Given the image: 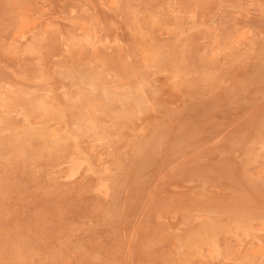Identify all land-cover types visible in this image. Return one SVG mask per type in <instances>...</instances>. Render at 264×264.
<instances>
[{
  "label": "rangeland",
  "instance_id": "obj_1",
  "mask_svg": "<svg viewBox=\"0 0 264 264\" xmlns=\"http://www.w3.org/2000/svg\"><path fill=\"white\" fill-rule=\"evenodd\" d=\"M0 119V264H264V0H0Z\"/></svg>",
  "mask_w": 264,
  "mask_h": 264
},
{
  "label": "bare ground",
  "instance_id": "obj_2",
  "mask_svg": "<svg viewBox=\"0 0 264 264\" xmlns=\"http://www.w3.org/2000/svg\"><path fill=\"white\" fill-rule=\"evenodd\" d=\"M21 21V20H20ZM49 20H47V22H48ZM142 22V21H141ZM93 25V24H92ZM46 26V25H45ZM95 33V32H94ZM87 37H88V35H87ZM117 37V36H116ZM118 38V37H117ZM123 38V37H122ZM89 39V38H88ZM34 40V39H33ZM204 40V39H203ZM99 43V42H98ZM105 43H106V41H105ZM103 45V44H102ZM118 45V44H117ZM119 46V45H118ZM125 48V47H124ZM117 51H119V50H117ZM121 54V53H120ZM128 60V59H127ZM38 67V66H37ZM39 69V68H38ZM176 71V70H175ZM149 75V74H148ZM155 75V74H154ZM83 76V75H82ZM85 76V75H84ZM176 77V76H175ZM84 78V77H83ZM126 81V80H125ZM250 86H253V84L252 85H250ZM30 95V94H29ZM183 99V98H182ZM183 101H184V99H183ZM185 103V102H184ZM40 107L41 108H46L45 107V104H40ZM193 108V107H192ZM39 109V108H38ZM190 110V109H189ZM39 111V110H38ZM80 112V111H79ZM161 113V112H160ZM172 113V112H171ZM174 114V113H173ZM181 114V113H180ZM0 122H2V120L0 119ZM166 122V121H165ZM165 122H163V123H165ZM162 123V122H161ZM160 124V123H159ZM157 126H158V124H157ZM155 128V127H154ZM76 129V128H75ZM114 129V128H113ZM159 132H161V131H159ZM158 134V133H157ZM94 146V145H93ZM263 147H264V145H262ZM262 147V148H263ZM261 148V149H262ZM78 156V155H77ZM77 159V158H76ZM70 161V160H69ZM83 161V160H82ZM261 164V163H260ZM81 168V167H80ZM250 169V168H249ZM106 170V169H105ZM123 171V170H122ZM77 172V171H76ZM76 174V173H75ZM133 174V173H132ZM138 176V175H137ZM124 179V178H123ZM122 180V179H121ZM152 180V179H151ZM101 183V182H100ZM104 183V182H103ZM100 188L101 189H103V190H105V192H108L109 191V188H108V186L106 185V184H103V185H101L100 186ZM95 193H96V191H95ZM205 218H206V216H205ZM229 219V218H228ZM200 220V219H199ZM221 220V219H220ZM197 221V220H196ZM184 222V221H183ZM138 227V226H137ZM182 227V226H181ZM190 227V226H189ZM175 233V232H174ZM260 233V232H259ZM249 238V237H248ZM241 248V247H240ZM31 249V248H30ZM242 249V248H241ZM129 260V259H128Z\"/></svg>",
  "mask_w": 264,
  "mask_h": 264
}]
</instances>
